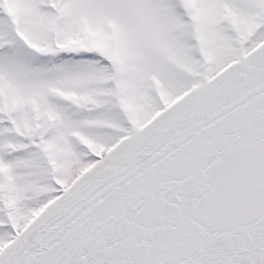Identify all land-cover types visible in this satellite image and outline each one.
<instances>
[{"label": "snow or ice", "instance_id": "1", "mask_svg": "<svg viewBox=\"0 0 264 264\" xmlns=\"http://www.w3.org/2000/svg\"><path fill=\"white\" fill-rule=\"evenodd\" d=\"M0 264H264V0H0Z\"/></svg>", "mask_w": 264, "mask_h": 264}]
</instances>
